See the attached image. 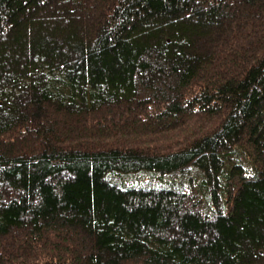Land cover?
<instances>
[{
    "label": "trees",
    "instance_id": "obj_1",
    "mask_svg": "<svg viewBox=\"0 0 264 264\" xmlns=\"http://www.w3.org/2000/svg\"><path fill=\"white\" fill-rule=\"evenodd\" d=\"M0 264H264V0H0Z\"/></svg>",
    "mask_w": 264,
    "mask_h": 264
}]
</instances>
